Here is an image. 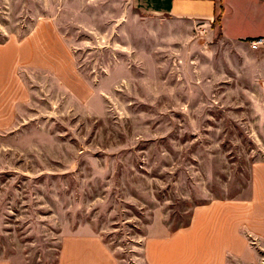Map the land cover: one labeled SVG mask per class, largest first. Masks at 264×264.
<instances>
[{"label":"rangeland","instance_id":"obj_1","mask_svg":"<svg viewBox=\"0 0 264 264\" xmlns=\"http://www.w3.org/2000/svg\"><path fill=\"white\" fill-rule=\"evenodd\" d=\"M138 14L0 0V264H264V94Z\"/></svg>","mask_w":264,"mask_h":264},{"label":"crops","instance_id":"obj_2","mask_svg":"<svg viewBox=\"0 0 264 264\" xmlns=\"http://www.w3.org/2000/svg\"><path fill=\"white\" fill-rule=\"evenodd\" d=\"M116 1L166 28L163 34L152 28L150 39L160 34L166 41L174 40L168 28H181L187 35L183 37L186 49L196 48L204 57L199 79L213 82L217 94L250 100L258 92L264 94V44L256 49L251 46L253 39L264 38V0Z\"/></svg>","mask_w":264,"mask_h":264},{"label":"built area","instance_id":"obj_3","mask_svg":"<svg viewBox=\"0 0 264 264\" xmlns=\"http://www.w3.org/2000/svg\"><path fill=\"white\" fill-rule=\"evenodd\" d=\"M262 44H264V38L263 37H260V38H257V39H253L251 41V46L252 48L256 49L258 48L259 46H261Z\"/></svg>","mask_w":264,"mask_h":264}]
</instances>
